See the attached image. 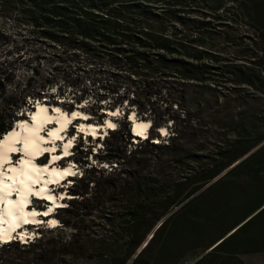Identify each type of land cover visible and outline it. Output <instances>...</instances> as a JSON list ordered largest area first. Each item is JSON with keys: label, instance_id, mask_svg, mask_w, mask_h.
Segmentation results:
<instances>
[{"label": "trees", "instance_id": "trees-1", "mask_svg": "<svg viewBox=\"0 0 264 264\" xmlns=\"http://www.w3.org/2000/svg\"><path fill=\"white\" fill-rule=\"evenodd\" d=\"M62 87L76 91L58 101ZM37 99L67 111L87 99L97 117L135 108L150 127L131 150L128 127L108 130L96 157L110 169L91 166L100 178L81 175L56 208L70 235L2 243L0 264H243L240 254L264 253V0H0V137ZM161 126L170 134L154 143ZM16 246L24 254L5 253Z\"/></svg>", "mask_w": 264, "mask_h": 264}, {"label": "bare ground", "instance_id": "bare-ground-1", "mask_svg": "<svg viewBox=\"0 0 264 264\" xmlns=\"http://www.w3.org/2000/svg\"><path fill=\"white\" fill-rule=\"evenodd\" d=\"M73 113L79 115L74 116ZM116 114L118 110L108 109L103 124L95 123L89 121V115L78 108L66 111L58 105H48L37 99L33 109L29 110L24 118L16 120L13 127L0 137V244L14 236L25 242L33 236L29 227L34 224L46 222L49 226H55L57 219L52 216V211L63 205L61 198L64 192L60 191L59 196H56L52 193L50 185L69 179L75 172L72 162L59 165V160L70 154L75 140L73 137L77 136V133L94 139L98 136L104 137L106 129H114L115 127H109L110 124L115 125L110 116ZM48 120L51 122H46ZM69 120L71 123L62 131H58L61 139H54L48 135L49 132L59 130L61 125ZM75 120H80L75 125L76 134L67 138L66 131ZM128 120L131 123L133 137L141 139L147 137L149 120L136 118L134 111L129 112ZM41 126L43 130L38 135L43 137V140L38 139L35 134V130ZM158 130L160 135L165 134L163 126ZM28 141H32V146L25 151L24 145ZM154 141L158 142V138ZM69 143L71 146L66 147ZM46 152L49 154L47 159L43 163H38L36 160L43 157ZM65 152L68 155H65ZM14 155L19 156L17 162H14ZM53 157L60 159L54 160ZM31 198L42 199L46 206L41 209L35 207Z\"/></svg>", "mask_w": 264, "mask_h": 264}, {"label": "rangeland", "instance_id": "rangeland-1", "mask_svg": "<svg viewBox=\"0 0 264 264\" xmlns=\"http://www.w3.org/2000/svg\"><path fill=\"white\" fill-rule=\"evenodd\" d=\"M200 5H202V2L200 3ZM47 70H48V68L44 67L43 73H46ZM59 84H61V79H58V80H55L54 82H52L49 85L48 92L57 95L59 92V89H58ZM62 89H63V91L65 90V88H63V87H62ZM75 91H76L75 89H73L71 87H67L65 92H63V95L56 96V99L58 101H60L63 99L62 98L63 96L64 97L67 96L70 98L73 95V92H75ZM86 100L87 99H85L83 102H81L79 104L74 103V105H73L74 109L77 108V106H78L79 107L78 109L84 111V108H87L86 107L87 103L85 102ZM104 101L105 100L102 99L98 103H103ZM125 102L126 101H124V103ZM48 105H54V104L49 103ZM31 106H32V104L29 105L28 107H25V110L23 111V116L21 118H24L27 115V112L29 110L33 109V108L31 109ZM171 106L173 109L176 110V104H171V105H169V103L163 104L162 108L163 107L169 108ZM103 108H107V107H105V104H103ZM115 109L118 110V114L110 116L111 120L115 123V128H118V127H126V128L128 127L129 128L130 124L128 121V116L126 118H123L122 116H120L121 109L119 107H116ZM134 109L135 108H133V110H131V111H134ZM107 110L108 109L99 110V112H105L106 113V114H103L104 115L103 117L91 116L89 113H87L89 115L88 120L95 122V123L104 122V119L107 116ZM84 112H86V111H84ZM89 118H91V119H89ZM77 122H80V120H75L74 124H71V126L67 129V131H66L67 138H69L70 136H74L76 134L75 125ZM167 124L170 126L172 124V120L169 119ZM163 127L165 128V134L164 135L159 134L160 137H155V139L158 138V142L165 141L170 134V129H167L165 126H163ZM71 129H73V130H71ZM77 134H78L77 136L75 135L74 144L80 143L82 146L78 147L77 150H75L76 146H73V148L70 150V154L68 155V157L66 156V157L62 158L61 160H59V162H58L59 165H65L67 162H72L73 167H74V171H75L74 172L75 175L73 177H69V179H66L61 183H58L59 185L56 184L53 187H50L52 193L55 194L56 196H59L60 191L64 192V195L62 197L63 199L61 198L62 201L64 202L62 207L68 206L67 205L68 200L70 198H72V196L70 195L71 193H69L68 190H71V188H72L71 186L73 185V182L76 179H78L81 175H86L87 178H90L92 176H95L96 177L95 179L100 178L99 173L92 171L91 166H95L96 168H102L104 170H109L110 169L109 166L111 165V164L106 163V162L99 163V159H97L99 157V155L101 154V153H97V152H99L103 148V146H104V139L103 138L106 136L107 133L105 134L104 137H98L95 139H92L88 136H85L82 133H81V135L79 133H77ZM129 141H130V143L127 144V149L131 150V149H135V147L138 146V144L141 141V138H135L134 137V138L130 139ZM154 143H157V142H154ZM57 144H59V143H57ZM88 147H90L89 148L90 153H87V156H85V154L79 152L80 149L85 150ZM138 148H139V146L137 147V149ZM58 150L60 152L59 147H58ZM143 151H144L145 155L150 157L152 160H155L156 157H158L161 154L160 152H158V150H150L149 148H144V147H143ZM48 155L49 154H46V155L44 154L43 157H41L40 159L37 160V162L41 163V162L45 161L47 159ZM96 156H98V157H96ZM18 158H19V156L14 155V162H17ZM90 186H91V184H90ZM79 187H80V185H79ZM32 201H33L32 204H34V206L37 208L41 209L44 206H46L45 202H41L38 200H32ZM100 208H101V205H95L93 208H91L89 210L90 211L89 214H91L92 216L93 215H99V212L96 209L99 210ZM58 215L62 216L61 212L58 211L56 213V209H54L52 211V216L56 217V219H57V223L55 224V226H49V224H47L46 222L39 223L37 226L31 225L29 227L30 230L33 232V236L31 237V239L39 238L41 236V234H45L47 236H50V235H54V233H60L63 236H69L71 233L70 232L71 230L69 228L63 229L62 227H59V225L61 223L59 222ZM44 220H46V218ZM13 240H17V238L16 239L14 238ZM28 242H29V240H28ZM23 252L24 251L22 250V248L16 246V247L11 248L8 252H5V253L11 255L12 257H15L17 255L24 254ZM239 259L242 261L243 264H264V253L240 254Z\"/></svg>", "mask_w": 264, "mask_h": 264}, {"label": "snow or ice", "instance_id": "snow-or-ice-1", "mask_svg": "<svg viewBox=\"0 0 264 264\" xmlns=\"http://www.w3.org/2000/svg\"><path fill=\"white\" fill-rule=\"evenodd\" d=\"M42 111H43V110H42ZM57 111H59V109H57ZM73 115L76 116V115H79V114H78V113H73ZM46 122H51V121L48 120V121H46ZM68 123H71V121H70V120H69V121H66L65 124H62V125H61V128H60L59 130L49 132L48 135L52 136L54 139H61V137L58 135V131H62V130L64 129V127H66V125H67ZM109 127H115V125H111V124H110ZM42 130H43V126H41V128H37V129L35 130V134L37 135V138L40 139V140H43V139H44L43 137H40V136L38 135L39 132L42 131ZM16 135L18 136L19 133H17ZM73 139H75V137H73ZM17 142H19V141H17ZM45 142H47V141H45ZM31 146H32V141H28V142L25 143V145H24V150L27 151L28 148H30ZM70 146H71V143H69V145H67L66 147H70ZM9 150H10V151H19V149H9ZM54 150H55V149H53V151H54ZM44 151H47V150H44ZM37 154H39V153H37ZM65 155H68V153L65 152ZM53 159H54V160H56V159H60V157H53ZM25 163H28V161H25ZM67 174H71V173H67Z\"/></svg>", "mask_w": 264, "mask_h": 264}, {"label": "water", "instance_id": "water-1", "mask_svg": "<svg viewBox=\"0 0 264 264\" xmlns=\"http://www.w3.org/2000/svg\"><path fill=\"white\" fill-rule=\"evenodd\" d=\"M36 101L37 100H35L34 102H33V104H32V106H31V109L34 107V105H35V103H36ZM40 101H44V100H40ZM77 108H79L78 106H77ZM104 114H106L105 112H103ZM137 118V117H136ZM129 121V120H128ZM101 124H103V122L101 123ZM129 124L131 125V123L129 122ZM14 125V124H13ZM13 125H12V127H13ZM129 129H130V126H129ZM108 130H110V129H106V132H108ZM158 131V133H160V131L159 130H157ZM131 132V131H130ZM131 135H132V133H131ZM98 137H100V136H98ZM155 142V141H154ZM233 165H231L230 167H232ZM43 219H45V218H43Z\"/></svg>", "mask_w": 264, "mask_h": 264}]
</instances>
